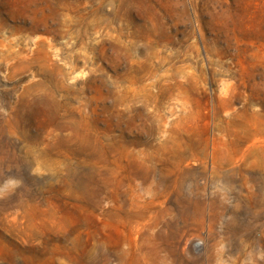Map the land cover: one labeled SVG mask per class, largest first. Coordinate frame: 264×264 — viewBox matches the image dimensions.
I'll return each mask as SVG.
<instances>
[{
  "label": "rangeland",
  "instance_id": "1",
  "mask_svg": "<svg viewBox=\"0 0 264 264\" xmlns=\"http://www.w3.org/2000/svg\"><path fill=\"white\" fill-rule=\"evenodd\" d=\"M0 264H264V0H0Z\"/></svg>",
  "mask_w": 264,
  "mask_h": 264
}]
</instances>
